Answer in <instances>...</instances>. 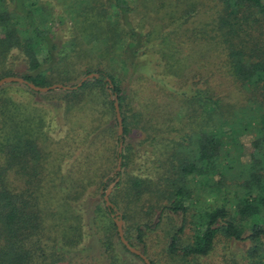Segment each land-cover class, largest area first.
Masks as SVG:
<instances>
[{
    "label": "trees",
    "instance_id": "1",
    "mask_svg": "<svg viewBox=\"0 0 264 264\" xmlns=\"http://www.w3.org/2000/svg\"><path fill=\"white\" fill-rule=\"evenodd\" d=\"M56 2L63 17H55L53 6L42 0H0V78L20 76L35 85L47 86L56 82L72 85L91 72L98 77L85 80L74 90L36 92L13 82L0 86V264H70L65 258L84 235L82 216L73 203L88 189L100 191L102 196L116 176L118 180L108 200L122 212L124 222L129 216L139 219L144 215L143 203L139 208L134 203L154 190L148 187L147 178L127 176L122 170L132 160L133 142L150 141L160 146L164 141L166 145L164 134L169 124L173 125L171 119L188 118L191 123L190 118L196 115L197 108L206 113V120H211L215 114L216 132L190 130L188 134L179 135L180 140L168 139L171 152L166 153L167 146H160L158 153H154L162 156L158 161L163 169L179 175L174 180L157 181L171 185L169 192L157 194L168 201L160 208L157 206L158 221L165 211L170 215L180 213L183 219L191 215L186 204L187 190L183 184L178 185V181L185 182L183 174L209 178L210 173L217 172L214 191L220 197L209 210L192 214L196 218L195 225L187 243H178L177 235L183 231V223L174 229L166 252L181 259L205 256L216 239L225 238L244 241L243 264H264V136L254 144L258 158L253 157V152L252 162L245 168H237L239 175H244L240 184L243 195L231 194L228 198V192L220 193L219 186L232 161L216 144L227 122V118L224 119L227 100L221 94L225 92L219 88L213 96V91L207 90L204 83L208 78H199L201 68L196 69L194 65L199 53L187 54L186 59L177 53L182 46L188 52L198 47L207 49L200 53L199 61L206 58L208 50L213 51L212 64L218 71L224 67L230 74V82H237L249 92L248 100L256 97L257 92L264 104V45L253 35L260 23L264 27L262 0ZM193 17H199L196 29L193 25L187 26ZM150 48H153L151 53H159L156 62L161 63L165 75L177 76L186 86L192 78L190 84L201 83L205 87L201 91L195 86L186 99L188 103L183 101L182 92L169 89L166 97H173L164 102L161 111L156 109L154 117L150 109H155L157 101L156 104L152 99L141 105L135 103L132 92L126 87L129 77L126 84L122 77L128 71L132 74L141 60L145 61L143 65L148 62L145 53ZM18 93L50 96L54 105L61 102L63 124L67 125L63 136L51 135L48 108L38 105V101H18L15 99ZM114 100L121 116L120 136L116 131ZM207 106L211 110L206 112ZM50 110L55 112L57 108L51 103ZM137 134L139 138L135 137ZM119 138L122 140L121 163L120 170L115 172ZM66 149L75 153L70 156L73 157L70 165L62 170ZM96 156H99L98 167L95 166ZM224 158L227 160L222 162ZM101 202L103 205L96 204V209L101 206L110 220L109 224H104L98 238L107 264H129L124 255L115 250L114 243L131 255L134 264H144L120 242L110 217L114 211L104 204L103 198ZM139 225L136 223L137 227L132 229L126 225L121 227L131 246H134L131 238L141 242L144 232ZM140 252L154 264L144 249Z\"/></svg>",
    "mask_w": 264,
    "mask_h": 264
},
{
    "label": "rangeland",
    "instance_id": "2",
    "mask_svg": "<svg viewBox=\"0 0 264 264\" xmlns=\"http://www.w3.org/2000/svg\"><path fill=\"white\" fill-rule=\"evenodd\" d=\"M42 1L46 2L48 6H53L55 9V17H63L61 13L62 10L60 6L56 4V0ZM262 3L264 4V0H262ZM198 18L199 17H193L190 19L187 26L193 25L196 29L198 27L196 26ZM61 34H63V32ZM253 35L257 36L261 44L264 45V27L262 23H260V28L257 27L254 29ZM197 37H199V35ZM153 48L147 49V52L145 53V55L148 54L145 56L148 60L145 65H143V62L145 61L141 60V65L139 64L138 68L133 71L132 74H129L128 71L122 76L124 84L127 83L126 78L129 77V83H127L126 87L132 92L135 103L141 105L145 101H151L152 99L156 104L157 101L155 109H150V115L154 117L156 116V109L161 111L164 102L173 97V95H170V98L166 97L170 94L171 89L172 91L178 90L179 92H182V99L185 101L187 97L193 93L195 86L200 87V90L203 91L205 89V84L208 86L207 90L209 92L213 91V96H215L214 93H216V89L223 88L225 93L221 94L224 96V100H227L225 102L227 103L226 110L224 109V119L227 118V122H225V126L221 128L220 136L217 138L216 144L222 147V152L226 154L227 159H232V161L230 163L231 168L227 171L226 178L222 181L219 188L220 193H224V191L228 192V198H231V194L239 195V197L242 196L243 188L240 184L243 182L244 175H239L237 168H245L247 164L252 162L257 150L254 148V144L256 140L259 141V139L264 136V104L263 101L260 100V95L255 92L256 97L251 96L248 100L249 92L240 88V85L237 82L231 83L230 81H232V79L230 77L228 78L230 74L228 71L225 72L224 67L222 70L218 71V68L212 64L214 60L213 51L208 50V52H206V58L203 56L204 59H200L198 61V58L201 56L200 53L207 51V49L201 47L192 48L190 52H188L187 49L182 46L179 48L177 53L178 55L183 56L184 59L188 56L187 54H190L191 56L192 53H199V57L195 60L197 62H195L194 65H196V69L201 68L199 78H208L205 80L207 83H204L203 85L201 83L190 84V81H192L191 78L186 82L187 86L183 85V82L179 81L177 76L165 75L163 73L160 66L161 63L156 62L157 57H159V53H151ZM63 51H67V46L63 49ZM192 58L194 60L193 55ZM179 66L183 67V64H180ZM155 73L158 75H155ZM179 75L180 74H178V76ZM77 81L78 80H76V82ZM52 90L54 91L57 89ZM42 97L43 96H41V94L18 93L15 99L18 101L25 100L28 102H31V100L32 102L38 101L40 102L38 105L48 108L49 111H47V118L52 119L51 124L48 126L50 133L55 138L62 137L67 129V125L63 124L62 104L61 102H55L54 105L52 102L53 100L50 101L52 97ZM51 103L55 106V108H57L55 112L54 110H50ZM186 103H188V100H186ZM211 108L213 109L212 106ZM164 109L168 111L166 108ZM204 110L207 112V110L211 109L207 106ZM195 114V116L190 118L191 123L188 122V118L182 119L177 117L171 119L173 125L169 124V130H167L164 134L166 145L164 141L159 143L162 148L167 146L165 149H167L168 152L166 151V153L171 152V149L169 150L168 147L169 138H178V140H180L179 135H183L185 133L188 134L190 133V130L198 131L199 129H202L205 131L212 130L216 132V129L214 128L216 121L215 114L211 117V120H206V113L202 111L201 108H197ZM250 114L253 115V117H251ZM171 126H173L174 129H172ZM135 137L137 138L138 134ZM74 140L78 141L77 139ZM133 145L134 153L132 160L127 163L122 170H125V175L127 176L132 174L147 178V181H149L148 187L154 190L152 193H147L144 196H141L140 200L134 203L136 208H139L140 203H143L144 208V215L141 216L139 213L140 218L137 220H134L131 216H129L127 222H124L121 217L123 216L122 212L115 208L121 217V227L122 225H126V228L132 229L137 227L135 226L136 223H140L139 227L143 229L144 233L142 235L141 242H137L135 239L131 238L135 248L139 251L144 249L147 256L152 259L154 264H243L245 262V259L242 257V251L245 248L244 241H235L225 238L216 239L212 250L205 256H190L185 259H181L179 256L172 257V255L169 256L167 254L166 247L169 242V236L174 229L183 223V231L177 235L180 238L178 243H187L191 238V234H193L192 230L195 225L194 221L196 218H193L192 214H202L204 211L209 210L212 206L217 204V200L219 199L217 197H220V195L217 196L216 190L214 191V183L219 176L217 172L210 173L209 178H205L203 175L195 176L192 174H183L182 177L185 182L180 183L178 181V185L183 184L185 186L184 189L187 190L185 193V197L187 198L186 204L190 208L191 215L183 219L180 213L170 215L165 211L163 218L158 221L157 209L162 205L167 204L168 201L157 194L158 192H169V190H171V185H167L165 181L158 184L157 181L159 179L174 180L177 179L179 175L177 176L176 172L169 169H163L162 165H159V155L154 154L158 153L160 147L158 144L150 141H142V144H139V142H133ZM253 152L254 155L252 157ZM73 153L75 152L66 149V153L61 163L62 170H65L72 162L73 157L70 156ZM159 158H162V156ZM255 158L258 157L255 156ZM227 159L224 158L222 162H225ZM98 164L99 156H96L95 166L98 167ZM232 174H235L236 176L231 177ZM162 175L166 178H163ZM235 184L236 187L234 186ZM99 192L100 191L93 192V190L88 189L81 199L73 203L76 212L82 216L81 224L84 235L82 236L83 238L80 243L75 248L71 249L67 254V258H65L70 264H107L108 260L106 259V255L104 254L100 243H98V238L102 233L104 226L109 224L110 220L102 210L101 206L103 203L101 202V198L103 195L101 196ZM145 199H148V201ZM96 204L101 205L99 210L96 209ZM147 209H151L149 213H145ZM110 217H112V220L115 218L113 215H110ZM114 248L115 250L117 249L121 256L122 254L124 255L129 264H134L131 255L122 252L121 246L118 243H114Z\"/></svg>",
    "mask_w": 264,
    "mask_h": 264
},
{
    "label": "water",
    "instance_id": "3",
    "mask_svg": "<svg viewBox=\"0 0 264 264\" xmlns=\"http://www.w3.org/2000/svg\"><path fill=\"white\" fill-rule=\"evenodd\" d=\"M96 77H98V74L95 73V72H91V73H87L85 75H82L78 79V81L75 84H72V85L62 84V83L56 82V83H52V84L47 85V86H38V85L33 84L30 81H27V80L23 79L20 76L8 75V76H3V77L0 78V86L2 84H4V83H12L13 82V83L24 84L28 88H30L31 90L36 91V92H46V91H49V90H52V89L74 90L77 87H79L82 84V82H84L85 80L90 79V78H96ZM106 80H107V82L109 84V80L108 79H106ZM113 107H114V115H115L116 125H117L116 126V128H117L116 131H117V134L120 136L122 134V124H121V116H120V113H119V110H118V105H117L116 100L113 101ZM121 149H122V140H121V138H119L118 139L117 148H116L117 158H116V163H115V172L120 170L121 159L119 157V153L121 152ZM117 180H118V177L116 176L114 178V180L107 185V187H106V189H105V191L103 193V196H102L104 204L106 206L112 208V210L114 211L111 215L115 216V218L113 220H114L116 232H117L118 238H119L120 242L123 244V246L130 253H132L134 255H137L143 261L144 264H150L148 258L142 252H140L138 249H136L135 247L131 246L128 243V241L124 238L123 232H122V228H121V219H120V216H119V212L116 211V209L113 206V204L108 200V194L110 192V189L112 188V186L114 185V183Z\"/></svg>",
    "mask_w": 264,
    "mask_h": 264
}]
</instances>
